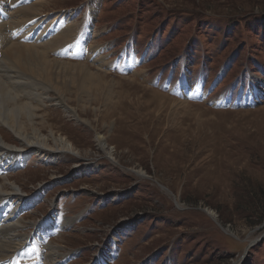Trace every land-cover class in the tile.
Wrapping results in <instances>:
<instances>
[{
    "label": "rangeland",
    "instance_id": "obj_1",
    "mask_svg": "<svg viewBox=\"0 0 264 264\" xmlns=\"http://www.w3.org/2000/svg\"><path fill=\"white\" fill-rule=\"evenodd\" d=\"M48 1L40 17L58 21L49 40L68 36L49 56L96 76L82 84L75 73L67 96L88 125L31 103L77 154H35L0 173L25 196L45 187L18 214L25 245L50 215L71 221L27 251L33 261L112 256L113 231L132 222L110 264H264V0ZM11 163L0 159V169ZM57 245L65 256L53 261Z\"/></svg>",
    "mask_w": 264,
    "mask_h": 264
},
{
    "label": "bare ground",
    "instance_id": "obj_2",
    "mask_svg": "<svg viewBox=\"0 0 264 264\" xmlns=\"http://www.w3.org/2000/svg\"><path fill=\"white\" fill-rule=\"evenodd\" d=\"M52 2L54 1L0 0V6L5 16L4 20L0 18V59L2 60L0 62V131L7 130L15 140L13 144H9L0 134V159L12 160L9 167L0 169L2 175L21 166L29 156L35 154L36 156L41 155L51 162L54 157L62 156L65 153L77 154L74 145L66 136L55 133L54 128L47 125L46 115H39L37 107L31 104L33 101L40 100L43 103L60 106L69 117L88 125L86 120L79 117L78 111L68 105L67 96L70 94V88L77 84L78 78L75 79V73L84 75L82 84L96 75L89 72L85 65L73 66L49 56L50 52L56 50L57 45L66 41L68 37L61 34L55 36L53 40L42 39L50 33L49 38H51L52 33L58 27L56 25L58 21L56 24L54 22L55 28L51 24L47 26L45 17H40L48 12ZM7 6H10L9 8L12 10L9 14L11 23L8 25L3 22L9 17L5 12ZM43 41L46 42L43 43ZM41 46H44L45 49L41 50ZM38 90L39 92H37ZM24 97L29 102L23 101ZM82 112H86V110L84 109ZM39 119L42 120L39 121ZM46 127L47 132L45 131ZM97 147L106 156L112 157V153L107 148L105 137L97 136ZM78 169L80 168L77 166ZM7 181L9 180L5 178L3 182H0V209H7L5 221L10 222L5 228H0L2 236L0 264H41L33 261L36 255L32 256L31 252L27 251L34 250L38 240L43 241L51 232L61 231L70 225L71 221L67 220L60 224L56 220L57 215H50L38 225L37 234L32 238L34 243L25 245L22 240L25 235L19 233V230H22L24 226L18 220V214L24 210V207L41 198L46 190L45 187H42L43 190L41 188L36 195L29 197L25 196L26 194L16 183ZM20 196L27 201L23 206L18 207L14 202L11 203V200ZM52 212H58L56 204H54ZM0 225L2 224L0 223ZM61 248L63 247L58 245L50 246V252H52L50 259H53L52 255L55 257L65 256L60 253ZM110 253L111 248L106 250L103 248L92 264H107V260L111 256Z\"/></svg>",
    "mask_w": 264,
    "mask_h": 264
}]
</instances>
